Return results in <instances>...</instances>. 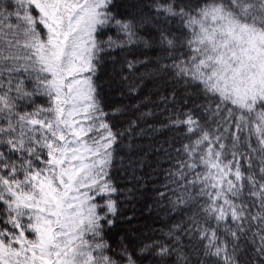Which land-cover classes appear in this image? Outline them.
I'll use <instances>...</instances> for the list:
<instances>
[{
    "label": "snow or ice",
    "instance_id": "snow-or-ice-1",
    "mask_svg": "<svg viewBox=\"0 0 264 264\" xmlns=\"http://www.w3.org/2000/svg\"><path fill=\"white\" fill-rule=\"evenodd\" d=\"M0 264H264V0H0Z\"/></svg>",
    "mask_w": 264,
    "mask_h": 264
}]
</instances>
